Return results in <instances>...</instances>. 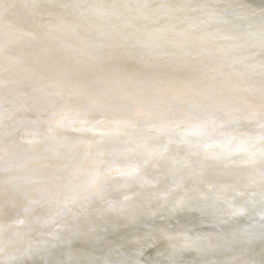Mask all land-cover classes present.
Returning a JSON list of instances; mask_svg holds the SVG:
<instances>
[{"label":"snow or ice","instance_id":"6c2138e0","mask_svg":"<svg viewBox=\"0 0 264 264\" xmlns=\"http://www.w3.org/2000/svg\"><path fill=\"white\" fill-rule=\"evenodd\" d=\"M0 264H264V0H0Z\"/></svg>","mask_w":264,"mask_h":264}]
</instances>
